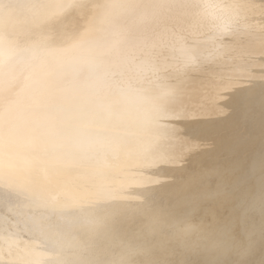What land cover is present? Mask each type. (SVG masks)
Masks as SVG:
<instances>
[{"label":"snow or ice","instance_id":"snow-or-ice-1","mask_svg":"<svg viewBox=\"0 0 264 264\" xmlns=\"http://www.w3.org/2000/svg\"><path fill=\"white\" fill-rule=\"evenodd\" d=\"M0 264H264V0H0Z\"/></svg>","mask_w":264,"mask_h":264},{"label":"bare ground","instance_id":"bare-ground-1","mask_svg":"<svg viewBox=\"0 0 264 264\" xmlns=\"http://www.w3.org/2000/svg\"><path fill=\"white\" fill-rule=\"evenodd\" d=\"M232 136L236 151L243 155V163L245 167H253L258 171L261 156V141H260V115L257 108L256 114L252 118H241L232 129ZM206 152H211L212 149H205ZM223 161L219 159L203 158L198 162V180L192 186L191 192L194 195L212 193L222 183L225 177L221 174ZM249 180H256L257 176L248 177ZM211 204V201H208ZM244 230V223L238 219L232 224L234 235L240 236Z\"/></svg>","mask_w":264,"mask_h":264},{"label":"clouds","instance_id":"clouds-1","mask_svg":"<svg viewBox=\"0 0 264 264\" xmlns=\"http://www.w3.org/2000/svg\"><path fill=\"white\" fill-rule=\"evenodd\" d=\"M103 2V0H101ZM233 0H222V3L226 6L231 4ZM170 225L166 218L161 217L159 235L167 239L170 243L176 244L186 240L197 241L201 237V231L207 226H199L200 231L193 230L191 232L178 231L174 235H169L168 229Z\"/></svg>","mask_w":264,"mask_h":264}]
</instances>
